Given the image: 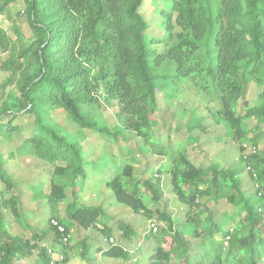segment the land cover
<instances>
[{
	"label": "trees",
	"instance_id": "1",
	"mask_svg": "<svg viewBox=\"0 0 264 264\" xmlns=\"http://www.w3.org/2000/svg\"><path fill=\"white\" fill-rule=\"evenodd\" d=\"M3 1L0 14L13 0ZM22 1L25 8L17 17L27 20L29 46L16 54L0 28V54L8 53L0 60V72L6 73L1 86L12 84L17 91L8 94L9 102L0 109V120L7 118L0 131L10 137L22 130L13 125L15 119L32 118L27 137L13 150L7 147V159L26 155L51 167L48 191L41 192L50 213L45 232L26 239L11 234L10 221L28 226L20 224L22 197L13 193L17 183L0 152V264H15L19 255H35L30 264H67L72 229L99 225L110 244L96 251L120 264L130 259V251L112 236L107 211L79 203L89 166L80 141L49 120L56 111L81 137L89 133L103 142L95 162L109 154L108 146H117L118 138L138 139L130 142L133 147L110 152L122 161L98 181L133 214L156 218L148 222L151 247L141 264H264V0H171L161 12L162 41L147 35L149 24L141 13L146 0ZM151 42L161 47L152 50ZM164 68L170 72L162 73ZM181 80L206 106L216 104L209 116L221 126L219 139L236 153L234 164H199L187 150L191 139L170 142L155 136L158 94L171 96V84ZM249 89H259L255 99H249ZM104 96L114 103L112 127L97 112ZM148 155L156 160L155 167H149ZM140 164L145 165L142 173ZM245 174L253 186L251 195ZM166 185L184 208L180 227L166 211L151 207L160 203ZM30 188L39 190L35 196L41 194V188ZM60 204L64 217L54 221ZM219 209L223 218L217 222L213 210ZM117 227L121 236L130 235V226L119 222ZM45 243L52 251L64 247L60 261H53ZM76 246L84 258L86 241Z\"/></svg>",
	"mask_w": 264,
	"mask_h": 264
},
{
	"label": "rangeland",
	"instance_id": "2",
	"mask_svg": "<svg viewBox=\"0 0 264 264\" xmlns=\"http://www.w3.org/2000/svg\"><path fill=\"white\" fill-rule=\"evenodd\" d=\"M3 3L4 1L0 0V6ZM170 4L171 0H146L142 6V16L149 24L147 35L152 39L164 40L166 35L161 24V12L168 9ZM24 8L25 6L22 0H13L6 5L3 13L0 14V28L14 43V51L16 54L20 53L23 48H26L31 43V32L26 18L23 16L17 17V13L22 12ZM16 31L19 32V35L16 34ZM160 47L161 43L151 42L150 44V49L152 50H158ZM7 56L8 53L0 54V60L6 59ZM167 67L171 69L170 66ZM169 69L164 68L162 73L170 72ZM5 78L6 73L0 72V109L5 106L4 103L6 100L9 102V98L7 97L9 93H17L14 86H11L12 84L1 86ZM170 87L174 89L168 92L171 93V96L164 94V91L158 94L159 108L153 117L155 136L160 139L168 138L170 142L191 139L192 142L187 146V150L192 157L199 161V164H205L207 160L216 161L223 165H228V163L230 165L234 164L237 157L236 153L228 141L226 142L222 138L219 139L221 126L216 124L214 119L209 116V114L211 115L210 111L215 112L217 108L216 104L211 103L206 106L205 100L189 88L184 80H181L179 84L173 83ZM258 92L259 89H249L247 92V94L251 93L249 99H255V95ZM113 104L105 97L102 99L101 108L97 110L101 119H103L108 127H112L114 122L115 108ZM49 118L51 123H56L59 126L61 132L70 134L80 141L84 152V160L89 166L90 177L84 183L79 193V203L104 208L110 216V221L107 222V225L114 230L112 236L117 237L118 240L116 242L121 243L130 251V259L126 264H141L151 247L148 222L151 220L155 221L156 218L153 217L151 220H148L140 215L133 214L125 206L115 202L111 192L106 189L105 184L98 181L108 175L110 171L113 172L114 168L122 161L121 155L115 154L114 157H111L110 152L117 153L119 151L118 146H129L132 140L135 142L138 139L134 138L130 142H125L123 138H118L117 146H108L106 150L109 154H106L99 161L95 162L94 159L103 151L104 145L100 139L89 133L81 137V134H79L76 128L69 124L65 116L59 111L51 112ZM0 122L5 126L7 124V118L2 117ZM32 122V118L25 119L24 117H20L15 119L13 125L21 127L22 130L10 135V137L5 134V130L2 129L0 131V152L3 158L8 161L6 164L7 171L15 183H17L13 193L22 197L23 216L20 224L24 221V224L28 226V228H21L18 223L10 221V232L22 239L30 238L33 234L36 235L45 232L47 230L46 221L50 213L48 204L43 202L44 195L42 193L48 191L46 184L48 175L51 173V167L26 155L18 157L12 154V157L7 159V154L9 153L7 147H11L12 150L18 147L20 141L27 137L26 128H32ZM262 130H264V126H262ZM130 146L133 147L132 144ZM257 149L259 150L260 147ZM248 152L249 150L247 148L246 153ZM148 162L149 167H155L157 164L155 163L156 160L149 155ZM144 167L145 165L142 166L140 164L137 167L138 171L143 172ZM104 169L106 170L104 171ZM143 175L148 176L144 173ZM242 178L247 195H251L253 193V186L247 174ZM34 186L41 188L40 193H42L35 196V193L39 192V190L34 192L30 190V187ZM151 207L159 211H166L170 216L174 217L177 227L184 225L185 220L182 216L184 208L175 202L174 196L167 185L163 186V197L160 203L154 204ZM63 208L64 205L62 204L57 207L58 213L54 215V221H56L57 216L64 217L62 213ZM221 210L223 211L222 208ZM213 212L216 215L214 218L215 221L222 220L223 216L220 215V209L219 211L213 210ZM63 221L67 223L66 218H63ZM119 222L130 226L131 233L127 238L121 236L117 227V223ZM101 227L99 225L98 228H92L86 231L78 230L76 227L72 229L71 239L65 248V255L69 261L67 264H120L119 261L109 259L103 256L102 253L96 251L98 248L104 251L110 244V240H107L106 236L100 232L99 228ZM48 235L50 237L51 233H48ZM80 240H85L87 244L84 258L80 255V246H76ZM51 246L49 243L44 244V248L46 247L47 250L50 248L52 251L53 248ZM63 248L61 245L56 246V251L54 250L53 254L50 255L54 259L57 257L60 258L62 255L61 252L64 250ZM32 258L37 257L32 255L27 258L26 256L19 255L15 264H21V261H26L29 264Z\"/></svg>",
	"mask_w": 264,
	"mask_h": 264
},
{
	"label": "built area",
	"instance_id": "3",
	"mask_svg": "<svg viewBox=\"0 0 264 264\" xmlns=\"http://www.w3.org/2000/svg\"><path fill=\"white\" fill-rule=\"evenodd\" d=\"M52 224L53 225H56V223L55 222H52ZM149 230H152V232H155L156 230H157V228H156V226H155V224L154 223H150L149 224ZM228 239V238H227ZM53 252L54 251H51L50 249L48 250V254L50 255V254H53ZM51 256V255H50ZM52 257V256H51ZM53 258V257H52ZM61 260V257L59 258V257H57V258H53V261H60Z\"/></svg>",
	"mask_w": 264,
	"mask_h": 264
},
{
	"label": "crops",
	"instance_id": "4",
	"mask_svg": "<svg viewBox=\"0 0 264 264\" xmlns=\"http://www.w3.org/2000/svg\"><path fill=\"white\" fill-rule=\"evenodd\" d=\"M31 262V261H30ZM30 262H29V264H30ZM21 264H28V262H26V261H21Z\"/></svg>",
	"mask_w": 264,
	"mask_h": 264
}]
</instances>
